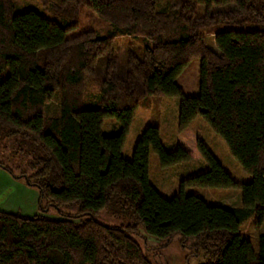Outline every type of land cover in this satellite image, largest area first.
Listing matches in <instances>:
<instances>
[{
  "label": "trees",
  "instance_id": "1",
  "mask_svg": "<svg viewBox=\"0 0 264 264\" xmlns=\"http://www.w3.org/2000/svg\"><path fill=\"white\" fill-rule=\"evenodd\" d=\"M161 1L41 0L45 16L0 0V150L22 162L18 172L1 160L0 168L37 188L39 213L0 210V264H152L140 230L163 245L175 233L194 238L207 264H264V232L255 254L240 230L252 214L256 226L264 221V0H165L158 9ZM225 4L233 7L212 8ZM82 7L114 34L79 28ZM194 57L198 92L185 95L177 78ZM153 96L180 98L175 145L165 149L148 124L126 158L125 137ZM54 97L58 110L47 115ZM198 115L249 181L232 178L192 129ZM108 117L117 126L106 133ZM150 152L161 167L201 157L208 168L165 197L148 180ZM188 186L239 189L240 206L209 204ZM103 209L129 221L102 223Z\"/></svg>",
  "mask_w": 264,
  "mask_h": 264
},
{
  "label": "rangeland",
  "instance_id": "2",
  "mask_svg": "<svg viewBox=\"0 0 264 264\" xmlns=\"http://www.w3.org/2000/svg\"><path fill=\"white\" fill-rule=\"evenodd\" d=\"M14 11L21 12L23 10L32 8L38 10L43 15L47 16L46 10L42 7L41 0H13ZM166 1L162 0L158 5V9L165 8ZM233 4H225L221 7L213 6V10H225L232 8ZM203 7L197 9V14H201ZM78 27L81 29L90 28L100 36L114 34V26L99 17L95 12L87 7H82L78 14ZM77 30H73L71 33H75ZM207 43L210 47L215 49L213 45L212 36H208ZM117 44L115 47L116 54L118 56L119 66H124L125 48L126 42L122 38H117ZM200 76V59L197 57L192 58L183 68L180 75L177 78V83L181 87L183 94L195 95L198 92ZM180 98L178 96H153L150 97L149 106H140L135 120L125 137L121 153L124 157L130 158L131 151L136 139L138 138L142 129L148 124H154L159 128V137L161 143L165 149H171L176 142V126L178 105ZM47 115H53L58 110V100L56 97L52 98L46 106ZM114 126V127H113ZM117 126L115 120L111 117L105 118L102 125L103 132H111L113 128ZM192 129L199 135L203 142L207 145L209 150L215 156V158L223 165L226 171L239 182H247L251 176L244 171L240 164L231 156L225 142L221 137L216 134L205 122L201 116H196L191 122ZM9 151L3 152L0 150V160L8 164V166L14 172H18L17 164L22 163L9 157ZM208 168V164L201 157H196L185 162L161 167L154 152H150L148 158V180L149 182L165 197H171L174 194H178L180 190V181L191 175L197 174ZM3 169V168H2ZM0 171L7 174L13 182V193L7 200L3 201V194L0 191V209L9 201L16 203L15 209L9 212L19 214L22 216H33L39 214L38 210L35 213L26 214L25 211H21V201L17 196L22 195L19 184L26 185L25 181L16 179L11 176L5 169ZM19 183V184H18ZM6 182L0 175V187L5 186ZM29 186V185H27ZM33 190L30 193H36L38 190L34 186H29ZM1 190V188H0ZM8 190V189H7ZM185 194H196L202 197L209 204H219L238 207L240 206V190L235 188H207L199 186H188L183 189ZM24 195H22L23 197ZM4 197L7 198L8 196ZM19 199V200H18ZM49 217H57L56 214L50 212L47 214ZM100 222L115 225L123 224L129 221L128 218L122 216L116 211L103 209L96 217ZM255 215H250L246 221L240 226V230L244 237L248 238L252 245V250L255 254L258 252L257 237L264 232V221L256 226ZM141 235H136V238L142 242V245L147 248L146 254L151 260L152 264H207L205 258L202 256L201 251L198 254H194V244L196 240L192 237L181 242V235L175 233L171 239L163 245L162 239L153 236H144L140 230Z\"/></svg>",
  "mask_w": 264,
  "mask_h": 264
},
{
  "label": "crops",
  "instance_id": "3",
  "mask_svg": "<svg viewBox=\"0 0 264 264\" xmlns=\"http://www.w3.org/2000/svg\"><path fill=\"white\" fill-rule=\"evenodd\" d=\"M0 175L4 178V181L6 182L5 186L0 187L1 188L0 191H2V194H3V201L2 202H4L5 200H7L9 198L10 195H12L13 189H14L13 182H15V181L12 180L7 174H5L2 171H0ZM15 184H16V182H15ZM19 186H20L21 194L24 195L23 197H22V195L17 196L21 200V201H19L20 205L22 207L21 211H25L26 214L35 213L37 211L38 195H36L35 191L33 194L30 193L31 192L30 190H33V189L27 185L19 184ZM4 194H5V196H8V197L5 198ZM2 202H0V203H2ZM15 205H16V203L14 201H9L4 206H2V208L0 210L5 211V212H9V211L15 209Z\"/></svg>",
  "mask_w": 264,
  "mask_h": 264
}]
</instances>
